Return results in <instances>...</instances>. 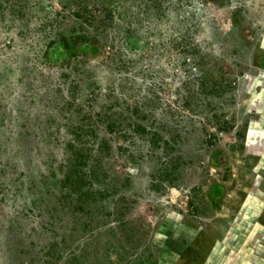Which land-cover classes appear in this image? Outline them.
Here are the masks:
<instances>
[{
    "label": "rangeland",
    "instance_id": "374dc122",
    "mask_svg": "<svg viewBox=\"0 0 264 264\" xmlns=\"http://www.w3.org/2000/svg\"><path fill=\"white\" fill-rule=\"evenodd\" d=\"M251 213L264 0H0V264H240Z\"/></svg>",
    "mask_w": 264,
    "mask_h": 264
},
{
    "label": "crops",
    "instance_id": "0c3cea01",
    "mask_svg": "<svg viewBox=\"0 0 264 264\" xmlns=\"http://www.w3.org/2000/svg\"><path fill=\"white\" fill-rule=\"evenodd\" d=\"M244 223L245 226H243L240 233L238 232V236L242 234V237L245 236L247 239L246 243L241 241L242 255L240 264L244 262H247V264H262L264 258L257 252V249L261 248V245L256 246V244L259 239H264V216L251 213L246 216V222Z\"/></svg>",
    "mask_w": 264,
    "mask_h": 264
}]
</instances>
